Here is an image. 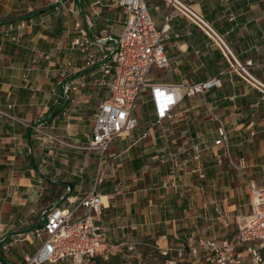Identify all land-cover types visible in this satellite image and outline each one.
<instances>
[{"label": "crops", "instance_id": "crops-1", "mask_svg": "<svg viewBox=\"0 0 264 264\" xmlns=\"http://www.w3.org/2000/svg\"><path fill=\"white\" fill-rule=\"evenodd\" d=\"M52 1L60 0H0V256L25 264L42 243L24 240L43 224L41 211L68 208V197L82 199L95 189L107 200L99 224L109 244L137 243L134 264H163L161 249L192 239L232 237L229 231L239 228L232 215L250 214L251 186L264 187V92L231 68L235 59L252 61L251 74L264 83V0H182L218 32L227 52L166 1L146 0L156 27L168 24L170 31L164 43L170 66L154 67L150 82L220 79L221 85L185 97L162 126L144 92L138 127L115 138L104 156L78 146L110 97L102 81L111 83L113 73L106 76L102 63L86 67L73 42L81 30L92 40L119 39L126 10L121 0H65L71 1L65 15L52 10ZM71 84L77 90L66 92ZM221 128L228 147L215 146ZM195 146L205 178L191 161L174 182L170 155L182 162ZM203 220L226 232L202 236ZM181 264L209 263L192 257Z\"/></svg>", "mask_w": 264, "mask_h": 264}, {"label": "built area", "instance_id": "built-area-1", "mask_svg": "<svg viewBox=\"0 0 264 264\" xmlns=\"http://www.w3.org/2000/svg\"><path fill=\"white\" fill-rule=\"evenodd\" d=\"M180 14L201 27L212 40L226 52L227 45L217 31L186 5L182 0H164ZM126 10V21L123 34L119 39H90L88 33L81 30V36L73 45L86 55V67H95L102 63L104 74L113 73V80L103 86L109 88L110 97L98 107L95 127L86 135L87 142L78 146L91 152H99L104 156L112 141L127 133L133 132L139 125L135 116L144 92H150L154 107L156 124L164 125L165 121L176 117L175 110L187 96L205 92V90L221 85L220 79L210 80L202 85L152 84L149 74L154 67L164 69L170 66L164 43L169 35V25L158 29L150 15L146 0H121ZM109 40L114 44L106 46ZM101 54V57H99ZM252 61L242 65L236 59L231 68L241 74L246 82L255 89L264 92V83L251 74ZM76 85H69L65 91L77 90ZM40 131V130H39ZM45 136L44 131H40ZM215 146L228 147L229 136L221 128ZM187 158L178 162L171 156L170 175L175 182L178 171L184 170L191 161L197 162L195 173L200 179L205 178L201 167L202 152L195 146L193 153L184 151ZM251 213L238 220V231L232 237L192 239L187 244L168 247L160 250L165 258L163 264H181L188 258L203 257L209 264H264V187L251 186ZM96 189L85 194L82 199H71L70 205L62 208L53 204L41 211L43 224L24 236L27 239H41L42 243L34 256H26L25 264H94V260H109L116 254L121 255L125 264H134L132 255L138 245L132 241H124L111 245L103 227L99 224L104 200ZM78 212H81L78 213ZM227 218L228 215H226Z\"/></svg>", "mask_w": 264, "mask_h": 264}, {"label": "rangeland", "instance_id": "rangeland-1", "mask_svg": "<svg viewBox=\"0 0 264 264\" xmlns=\"http://www.w3.org/2000/svg\"><path fill=\"white\" fill-rule=\"evenodd\" d=\"M70 2L71 1H58V2H55V1H52V3H49V4H51V6H53L52 7V10L53 11H55V12H66V14L65 15H68L67 13H69L68 11H69V9L71 8V4H70ZM63 4V5H62ZM57 5V6H56ZM57 7H60L58 10H56V8ZM13 18V17H12ZM14 18L15 19H17L18 17H15L14 16ZM9 19H11V18H9ZM16 21H18V19L16 20ZM152 74H155V71L154 70H152ZM39 133V132H38ZM40 134V133H39ZM40 135H42L43 137H45V135L44 134H40ZM53 141H55V140H53ZM67 190V189H66ZM245 208H247V207H245ZM46 209V208H45ZM44 209V210H45ZM247 210H248V208H247ZM249 215V213H244L243 215H241V218H237L236 217V219H234V216L232 215V218H231V220L233 221V225H234V222L235 223H237L238 224V220L239 219H242V218H244V217H247ZM205 222H207V221H199V227L201 228L200 230H201V235L203 236H206V235H208V236H214V234H216V236H218V237H222V235L226 232V230L225 229H222V228H219L218 227V225H215L214 227H212L211 229H209L208 227H207V225H206V223ZM233 225H232V227H233ZM237 227H235V228H232L230 231H229V234L231 235V236H233V235H235L236 233H237ZM33 240H35V238H33ZM41 241V239L39 238H37L36 239V242L37 243H39Z\"/></svg>", "mask_w": 264, "mask_h": 264}, {"label": "trees", "instance_id": "trees-1", "mask_svg": "<svg viewBox=\"0 0 264 264\" xmlns=\"http://www.w3.org/2000/svg\"><path fill=\"white\" fill-rule=\"evenodd\" d=\"M67 192H68L67 193L68 195L72 192L70 186L67 187ZM58 195H59L58 193L53 192V195L50 197H53V196L58 197ZM94 261H95L94 264H125V261L122 260L120 255H118V254L116 256L111 257L109 260L101 259V260H94ZM0 264H8V262L6 259H4L2 256H0Z\"/></svg>", "mask_w": 264, "mask_h": 264}, {"label": "bare ground", "instance_id": "bare-ground-1", "mask_svg": "<svg viewBox=\"0 0 264 264\" xmlns=\"http://www.w3.org/2000/svg\"><path fill=\"white\" fill-rule=\"evenodd\" d=\"M103 200H104V201H107V200H106V197H104Z\"/></svg>", "mask_w": 264, "mask_h": 264}]
</instances>
